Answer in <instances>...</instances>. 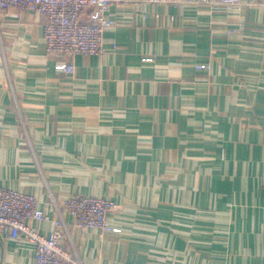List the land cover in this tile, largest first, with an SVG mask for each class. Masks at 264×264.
Here are the masks:
<instances>
[{"label": "crops", "instance_id": "crops-1", "mask_svg": "<svg viewBox=\"0 0 264 264\" xmlns=\"http://www.w3.org/2000/svg\"><path fill=\"white\" fill-rule=\"evenodd\" d=\"M244 1L113 4L104 51L73 56L47 53L43 13L0 7V186L51 216L114 200L119 231L62 212L84 264H264V0ZM34 258L0 237V264Z\"/></svg>", "mask_w": 264, "mask_h": 264}, {"label": "built area", "instance_id": "built-area-1", "mask_svg": "<svg viewBox=\"0 0 264 264\" xmlns=\"http://www.w3.org/2000/svg\"><path fill=\"white\" fill-rule=\"evenodd\" d=\"M134 0H0L2 9L35 10L47 17L45 25L46 51L49 54L69 55L98 54L104 51V31L112 23L108 16L111 5H127ZM136 1V0H135ZM144 4L146 12L156 3L191 4L245 10L244 0H137ZM84 16L87 18L83 19ZM67 73L75 71V64L68 60L58 64ZM199 68L208 67L199 64ZM264 181V169L262 172ZM57 214L45 212L36 195L0 186V237L3 239L24 236L34 243L35 264H84L64 244L68 228L62 212H67L85 228L101 232L119 231L112 227L108 215L117 204L110 198L96 195H73L62 204L54 201ZM52 220L50 232L41 233L30 221ZM124 264H139L127 261Z\"/></svg>", "mask_w": 264, "mask_h": 264}]
</instances>
